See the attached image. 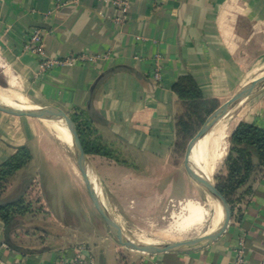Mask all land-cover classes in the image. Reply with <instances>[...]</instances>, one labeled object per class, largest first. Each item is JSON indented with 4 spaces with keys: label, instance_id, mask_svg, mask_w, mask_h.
Wrapping results in <instances>:
<instances>
[{
    "label": "crops",
    "instance_id": "crops-1",
    "mask_svg": "<svg viewBox=\"0 0 264 264\" xmlns=\"http://www.w3.org/2000/svg\"><path fill=\"white\" fill-rule=\"evenodd\" d=\"M34 28L42 32L48 57L96 58L39 74L38 56L23 50ZM0 60L31 96L44 101L39 103L73 110L87 137L106 146L109 155L87 156L109 213L106 201L133 187L153 202H171L192 193L184 166L170 162L182 112L172 87L190 75L205 98L221 105L264 68V0H128L122 12L107 0H0ZM155 60L158 82L152 78ZM241 120L264 127V89L243 101ZM36 123L0 113V164L20 146L31 152L30 162L38 151L52 162L57 150L38 139ZM137 157L146 164L139 166ZM33 182L16 195L27 200L29 210L9 228L0 219V264H56L78 244H85L96 264H230L240 239L245 264H264V167L249 192L239 191L218 238L151 255L120 249L99 214L85 212L84 204L66 205L60 196L47 201ZM176 185L183 186L180 196Z\"/></svg>",
    "mask_w": 264,
    "mask_h": 264
},
{
    "label": "rangeland",
    "instance_id": "rangeland-1",
    "mask_svg": "<svg viewBox=\"0 0 264 264\" xmlns=\"http://www.w3.org/2000/svg\"><path fill=\"white\" fill-rule=\"evenodd\" d=\"M38 72L40 74L46 71H40V68H38ZM0 85H6L1 74ZM22 89L24 93L33 100V103L44 102L39 101L41 99L34 98L33 96H31V91L28 89L26 84L22 85ZM236 92H234L231 97ZM248 98L245 100L247 101ZM48 104L55 105L63 109L70 117L76 116L77 124L81 125V123H83L82 120H79L78 114L72 112L73 110L71 111L64 109L57 104ZM0 113H4L9 116L19 117L22 119L29 118L33 121L36 120L37 123L34 127L38 139L49 140L50 145H52L53 148H56L58 153L57 156L51 157L50 160L52 162H45L44 158L42 157V154L39 151L38 155L34 152L36 158L34 161L28 163L27 168H24L21 173L20 171H18L7 182L0 185V198L8 200L15 197L20 191H22L23 189H27L30 184V181L34 179L33 184L35 186L38 185V189L45 190V200L50 202H56L57 197L60 196V201L65 203L66 205L73 204L79 206L84 204V207L86 209L84 210L85 212H92L93 214L98 215V212L93 206L90 198H86L88 194L85 190L82 173L79 168L76 159V154L72 146H66L64 143L59 141L54 135L49 133L41 125V123L38 121V117L36 116H29L24 114L16 115L1 110ZM245 118L246 116L244 117V119ZM81 127L83 128L84 126L82 125ZM190 140L191 138L187 141L185 147L175 149L174 154H172L171 156V164H175V166H178L179 169H182L183 167L185 151L187 149V146L189 145ZM137 158L138 159L136 163L139 166H144L146 164V162L142 158ZM224 159L225 156L221 165L214 174V183L216 182V176L224 174L226 172L225 165L223 163ZM70 165L72 166V170L74 167L73 171L71 170ZM186 180L188 183V189H192V193H190L189 196L181 198L179 200H172L171 202H169L167 199H163L160 202H153V200H150L152 197H150L146 193H139L138 191H136V188L133 187L132 190L125 189L124 191L122 190L121 194L119 193L117 194V196L113 195L109 199V201H106L107 206L111 207L109 211L112 217H114L116 222L120 225V227H122L123 232L125 234L132 236H145L155 241L161 242L159 244L178 242L182 239L163 232V227L166 226L172 220V213L179 211L181 201L185 199H196L199 201L205 200L206 191L200 186H198L194 181L188 179V177H186ZM181 187L183 186L176 185L175 187V191L179 196L182 195ZM32 189H34V186L32 187ZM25 202H27L26 199ZM98 217H100V215H98ZM207 228L208 224L203 226L202 230H205ZM195 237L196 235L192 234L191 236L189 235V237L187 238L192 239ZM118 245L120 246V249H127L121 246L119 243ZM137 253H141L140 255H151L140 251H138Z\"/></svg>",
    "mask_w": 264,
    "mask_h": 264
},
{
    "label": "trees",
    "instance_id": "trees-1",
    "mask_svg": "<svg viewBox=\"0 0 264 264\" xmlns=\"http://www.w3.org/2000/svg\"><path fill=\"white\" fill-rule=\"evenodd\" d=\"M177 94L182 112L176 116L178 140L175 149L185 147L202 126L206 118L219 103L216 99L205 98L190 75L180 76L172 87ZM76 124L78 136L86 154L98 153L109 155L106 146L87 137L85 124H77V118L71 117ZM84 126L83 128L81 126ZM228 150L224 165L226 172L215 177V185L230 206L231 211L238 199V193L244 189L249 192L254 175L264 167V127L247 120H241L229 136ZM31 160V153L26 146H20L9 158L0 164V185L7 182L18 170ZM30 205L22 195L12 199L0 198V219L9 228L18 216L25 214Z\"/></svg>",
    "mask_w": 264,
    "mask_h": 264
},
{
    "label": "bare ground",
    "instance_id": "bare-ground-1",
    "mask_svg": "<svg viewBox=\"0 0 264 264\" xmlns=\"http://www.w3.org/2000/svg\"><path fill=\"white\" fill-rule=\"evenodd\" d=\"M0 74L6 83L5 86L0 85V102L14 107H33V100L24 93L21 82L1 60ZM263 81L264 68H261L240 89L260 85ZM243 101L241 100L235 103L222 115L203 139L192 149L190 156L192 164L202 170L210 180H213L214 174L227 153L229 136L241 118ZM37 117L38 121L49 133L54 135L66 146L71 147L70 136L63 120L45 116ZM94 186L98 195L101 196L100 184L97 178H94ZM222 218L223 213L220 205L205 192L204 201L196 199H185L181 201L179 211L172 213V220L163 227V232L181 238V241L190 239L187 237L192 234L196 235L195 238L202 237L215 231L221 225ZM206 224H208V228L202 230ZM125 235L139 244L154 245L161 243L145 236Z\"/></svg>",
    "mask_w": 264,
    "mask_h": 264
},
{
    "label": "water",
    "instance_id": "water-1",
    "mask_svg": "<svg viewBox=\"0 0 264 264\" xmlns=\"http://www.w3.org/2000/svg\"><path fill=\"white\" fill-rule=\"evenodd\" d=\"M35 27H43L42 23L35 22L33 24ZM264 89V81L260 85H254L251 87H244L239 89L231 98L226 102L219 105L213 112L209 114L202 126L196 132V134L191 138L189 145L185 151L183 166L186 173L192 181H194L198 186L204 189L221 207L223 218L221 225L212 233L187 239L184 241L162 243L154 245L139 244L126 236L122 230V227L116 222L114 217L108 212L104 203L100 199L96 188L94 186L93 169L89 158L84 151L78 132L72 118L61 108L42 103H33V107L21 108L14 107L0 102V110L8 112L11 114H24L29 116H45L48 118H58L64 121L66 128L68 130L71 146L76 154V159L79 168L82 173L83 182L85 185V190L90 198L96 211L103 219L107 225L112 237L123 247L131 250L140 251L148 254H157L168 251H186L194 248L202 247L216 238H218L228 227L231 220L232 211L230 206L227 204L222 194L217 189L213 180H210L208 176L204 174L202 170L194 166L190 160L191 152L193 147L208 133L211 127L224 115L235 103L245 100L253 94Z\"/></svg>",
    "mask_w": 264,
    "mask_h": 264
},
{
    "label": "built area",
    "instance_id": "built-area-1",
    "mask_svg": "<svg viewBox=\"0 0 264 264\" xmlns=\"http://www.w3.org/2000/svg\"><path fill=\"white\" fill-rule=\"evenodd\" d=\"M117 10L126 11L128 0H107ZM23 50L38 56L40 71L51 70L56 66L73 65L77 62L92 61L96 57L85 55L68 54L64 57H48L45 53L43 35L38 28H34L27 36ZM157 58V57H156ZM152 78L155 82L161 79V70L157 60L152 67ZM56 264H96L91 252L86 248L85 244H78L72 256L59 255ZM143 264H161L158 262ZM230 264H245V246L243 239H240L234 248V256Z\"/></svg>",
    "mask_w": 264,
    "mask_h": 264
}]
</instances>
